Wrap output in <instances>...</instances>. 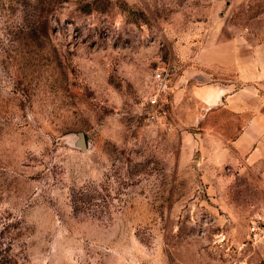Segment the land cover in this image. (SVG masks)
<instances>
[{
	"label": "rangeland",
	"instance_id": "374dc122",
	"mask_svg": "<svg viewBox=\"0 0 264 264\" xmlns=\"http://www.w3.org/2000/svg\"><path fill=\"white\" fill-rule=\"evenodd\" d=\"M263 40L264 0H0V226L17 264H264V185L211 159L189 90L211 80L195 73L211 49ZM158 66L170 87L151 120Z\"/></svg>",
	"mask_w": 264,
	"mask_h": 264
},
{
	"label": "crops",
	"instance_id": "0c3cea01",
	"mask_svg": "<svg viewBox=\"0 0 264 264\" xmlns=\"http://www.w3.org/2000/svg\"><path fill=\"white\" fill-rule=\"evenodd\" d=\"M225 50L218 54L211 49L195 70L199 76L209 72L211 80L189 89L193 123L200 136H208L200 141H209L215 150L212 160L249 165L264 185V40L246 53Z\"/></svg>",
	"mask_w": 264,
	"mask_h": 264
},
{
	"label": "built area",
	"instance_id": "2783aa9c",
	"mask_svg": "<svg viewBox=\"0 0 264 264\" xmlns=\"http://www.w3.org/2000/svg\"><path fill=\"white\" fill-rule=\"evenodd\" d=\"M170 70L165 66L156 67L149 79V91L145 96V104L151 108L148 118L153 120L162 109L165 96L170 87Z\"/></svg>",
	"mask_w": 264,
	"mask_h": 264
},
{
	"label": "trees",
	"instance_id": "16d2710c",
	"mask_svg": "<svg viewBox=\"0 0 264 264\" xmlns=\"http://www.w3.org/2000/svg\"><path fill=\"white\" fill-rule=\"evenodd\" d=\"M8 228V224L0 226V264H17V257L11 253L13 234Z\"/></svg>",
	"mask_w": 264,
	"mask_h": 264
}]
</instances>
